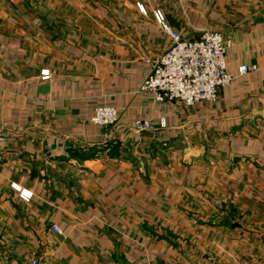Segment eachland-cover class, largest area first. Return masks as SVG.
<instances>
[{"label":"crops","instance_id":"1","mask_svg":"<svg viewBox=\"0 0 264 264\" xmlns=\"http://www.w3.org/2000/svg\"><path fill=\"white\" fill-rule=\"evenodd\" d=\"M158 16L230 41L216 102L141 88ZM0 129V264H264V0H0Z\"/></svg>","mask_w":264,"mask_h":264},{"label":"built area","instance_id":"2","mask_svg":"<svg viewBox=\"0 0 264 264\" xmlns=\"http://www.w3.org/2000/svg\"><path fill=\"white\" fill-rule=\"evenodd\" d=\"M161 28L169 35L171 43L151 62V71L141 88L152 93L157 102L179 101L185 106L198 102L214 103L219 90L232 83L234 76L226 68L225 52L230 41L217 30H205L198 38H185L173 30L164 17L157 18ZM250 67L239 66V74H245ZM92 120L102 126H111L117 121L113 106L100 105L95 108ZM135 128H151L149 120L137 121ZM6 134L0 129V149L6 141ZM58 232L59 229L53 226ZM29 264H39L32 259Z\"/></svg>","mask_w":264,"mask_h":264}]
</instances>
